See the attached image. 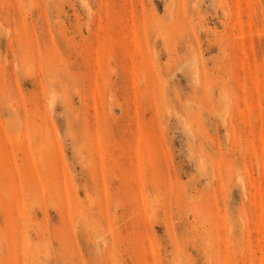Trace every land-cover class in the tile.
Segmentation results:
<instances>
[{
	"label": "rangeland",
	"instance_id": "obj_1",
	"mask_svg": "<svg viewBox=\"0 0 264 264\" xmlns=\"http://www.w3.org/2000/svg\"><path fill=\"white\" fill-rule=\"evenodd\" d=\"M0 264H264V0H0Z\"/></svg>",
	"mask_w": 264,
	"mask_h": 264
}]
</instances>
